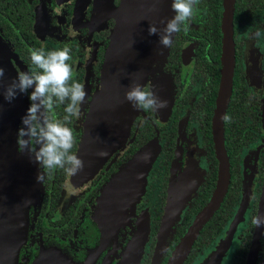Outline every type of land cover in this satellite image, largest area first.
I'll use <instances>...</instances> for the list:
<instances>
[{
	"label": "flooded vegetation",
	"instance_id": "obj_1",
	"mask_svg": "<svg viewBox=\"0 0 264 264\" xmlns=\"http://www.w3.org/2000/svg\"><path fill=\"white\" fill-rule=\"evenodd\" d=\"M118 1L103 0V7H98L97 0H0V42L7 50V67L16 75L32 67L30 51L34 48L41 45L46 51L64 46L71 48L69 63L74 79L84 84L87 93L80 106L81 118L73 119L68 125L76 139L72 149L74 154L114 26V19L109 16V5H116ZM222 2L220 0V11L216 16L213 0H199L187 31H183L182 26L181 32L174 34L172 46L166 49L164 59L152 63L142 86L154 92L161 89L159 96L168 98V107L162 109L161 116L139 109L128 127L125 140L108 154L83 189L72 195L62 209L56 206L68 177L61 169L46 173L44 183H40L38 201L27 208V228L23 244L17 251L16 264H30L41 250L47 248L59 250L72 262H82L100 236L92 220L99 192L132 154L154 137L159 145L157 154L145 175L143 192L131 215L124 220L131 228L119 225L93 261V264H102L106 260V264H116L118 252L133 232L136 216L140 210L146 209L149 212V233L138 264H149L170 181L178 197L186 196L193 189L189 199L191 203L209 180L216 177L211 123L222 76ZM249 14V11L241 13L239 18L244 19L238 23L236 12L232 10L233 54L229 96L233 79L235 86L233 102L228 97L223 112V116L227 114L230 119L227 122L222 120L223 148L228 155L230 176L235 182L232 186L235 191L229 193L233 198L232 212L219 234L209 244L206 241L200 243L194 256L184 264H198L214 244L230 232V243L218 264H245L248 241L254 228L257 229L255 236L259 254L254 264H259L264 251V228L251 223L253 217L264 214L261 193L264 178V39L255 42L247 39L250 31L264 29V19ZM217 26L220 31L219 48L215 38ZM70 30H75L78 35L70 37ZM254 62L257 71L250 70ZM24 95L29 107L28 94ZM63 107L58 105L53 115L62 119L65 115ZM229 107H232V114ZM22 126L20 118L17 131ZM16 149L18 151L17 142ZM186 162L189 166L195 163L197 168L182 173ZM189 203L180 211L177 223ZM241 204H244V209L238 221L233 223ZM157 264H161L160 259Z\"/></svg>",
	"mask_w": 264,
	"mask_h": 264
},
{
	"label": "water",
	"instance_id": "obj_2",
	"mask_svg": "<svg viewBox=\"0 0 264 264\" xmlns=\"http://www.w3.org/2000/svg\"><path fill=\"white\" fill-rule=\"evenodd\" d=\"M222 1V76L211 123L214 156L217 161L216 179L208 200L195 213L165 264H182L199 230L218 208L228 184V162L222 142L221 117L231 86L234 0ZM102 3L103 0H97L98 7H103ZM170 4L171 0H119L116 5L112 3L109 5V16L114 19V26L109 35L99 70L98 83L89 102L76 150V155L84 162L82 175L88 177L84 180L85 182L98 171L108 154L125 140L128 127L139 111L124 98L128 86L132 82H138L142 86L152 63L165 57L167 48H164L161 54L159 37L149 35L148 27L152 23H155L158 28L163 27L160 20L173 16ZM0 55V66L5 69V76L0 82V264H16L17 250L24 240L27 228V208L31 203L36 204L41 187L36 179L39 165L29 157L26 151L20 152L16 149L17 124L18 120L26 114L27 100L24 93H18L11 102L4 99V89L17 75L7 67V54L4 57L0 52ZM161 91V89L155 91L159 98ZM162 99L167 101L168 107V98ZM155 113L161 116L162 109ZM158 148L159 145L154 137L145 142L101 189L92 214V220L98 227L100 236L98 243L88 251L82 262H72L64 258L59 250L47 248L41 250L30 264H93L94 257L104 249L115 233V229L123 225L124 220L133 212L134 204L143 192L145 175ZM100 152L104 155H99ZM189 193L192 194V191ZM261 193L264 198V187ZM71 196L67 194L63 186L62 195L56 207L59 209L65 207V203ZM167 198L168 191L165 202ZM165 208L166 204L163 206L156 232V248L151 258V263L154 261L155 263L152 264L158 263L173 231L174 225L169 230V223L164 219ZM243 209L244 204H241L233 223L238 221ZM143 216L144 214L140 218L139 215L136 216L133 232L117 256L116 264H136L140 241L145 240V235L147 239L149 229L148 218L143 221ZM256 232L257 229L254 228L246 261L251 257L255 262L258 250ZM230 238L231 232L216 243L219 250L215 256V264L219 263L230 243ZM107 262L108 260L103 261L102 264ZM260 264H264V253Z\"/></svg>",
	"mask_w": 264,
	"mask_h": 264
},
{
	"label": "clouds",
	"instance_id": "obj_3",
	"mask_svg": "<svg viewBox=\"0 0 264 264\" xmlns=\"http://www.w3.org/2000/svg\"><path fill=\"white\" fill-rule=\"evenodd\" d=\"M199 0H171L174 15L160 20L162 28L155 23L149 24V35L159 37L161 54L164 48H170L176 33L187 31L188 22L194 19L197 9L194 7ZM59 14V9L57 10ZM68 35L75 37L78 33L70 30ZM250 41L264 39V29L256 28L247 34ZM71 48L64 46L45 50L41 45L30 51L32 67L28 71H20L3 91L4 99L11 102L18 93H27L30 100L26 114L21 117L22 127L17 131L18 151L27 152L40 167L37 181L44 183L46 173L52 170H63L66 177L77 175L84 167V162L72 149L76 142L73 130L68 125L73 119L82 116L81 104L85 102L84 84L74 79ZM5 76V69L0 66V82ZM29 89L31 91L29 92ZM125 100L134 108L144 111L158 112L167 107V101L160 99L154 91L132 82L124 94ZM63 105L65 115L62 119L53 115L55 108ZM228 121L227 115L221 117ZM104 155L103 152L98 153ZM64 188L69 196L77 194L70 180H66ZM251 223L255 227L264 228V214L253 217Z\"/></svg>",
	"mask_w": 264,
	"mask_h": 264
},
{
	"label": "trees",
	"instance_id": "obj_4",
	"mask_svg": "<svg viewBox=\"0 0 264 264\" xmlns=\"http://www.w3.org/2000/svg\"><path fill=\"white\" fill-rule=\"evenodd\" d=\"M213 2L215 4L216 16H217V15H219V11H220V0H213ZM234 11L236 12V19H237L238 23L244 19V18H239L240 14L245 13L246 11H249L250 16L255 15V17H257L258 19H260V18L264 19V0H234L233 12ZM237 12L239 14H237ZM237 21H234V23H236ZM219 37H220V31H218V26H217L216 27V35H215V38L217 41V48H219ZM234 86H235V84H234V79H233L232 93L229 96L230 102H233ZM228 111H231L230 113L232 114V107H229ZM210 155L212 156L211 150H210ZM226 156H227L228 172H229V160H228L227 153H226ZM215 161H216V159H215ZM211 179L209 180V183L207 184V186L206 187L204 186L198 192L196 199H194L191 203H189V205L186 208V210L182 216V219L179 221V223L176 222L177 224L176 223L174 224L171 236H170L169 240L167 241L165 249L163 251L164 253L162 252L160 255V257L161 256L162 257L159 258L161 261V264H163V262L165 261V258L167 257L170 249L172 247L174 248L175 244L178 242V240L182 236L181 234L184 233L185 226L192 220L195 213L208 200L210 193H211V190L213 188V185L215 183L216 177H215V179H214V177ZM234 183L235 182L232 181V177L230 176V172H229L227 188H226V191H225V193L221 199V202H220L218 208L213 212V214L206 221V223H204V225L202 226V228L198 232L195 240L193 241V243L189 249V252L187 253L186 257L183 260L184 262H182L183 264L188 262V260L194 256L195 252L197 251V247L201 246L200 243H202L203 241H206V244H209L211 242V240H213L219 234V232L223 229L226 221L229 218V215L232 212V208H233V198H231L229 193L231 191H235V189L232 188ZM247 239L248 238H246V241H247ZM23 241L21 242V244L19 246H21L23 244ZM206 244H203V245H206ZM248 244L250 246L249 241H248ZM249 246H248V249H249ZM248 249H247V252H248ZM247 252H246V255H247ZM263 253H264V251H263ZM258 256H259V254L257 253L256 258ZM262 256H263V254H262ZM260 261H261V259H260ZM259 264H260V262H259Z\"/></svg>",
	"mask_w": 264,
	"mask_h": 264
},
{
	"label": "rangeland",
	"instance_id": "obj_5",
	"mask_svg": "<svg viewBox=\"0 0 264 264\" xmlns=\"http://www.w3.org/2000/svg\"><path fill=\"white\" fill-rule=\"evenodd\" d=\"M0 48H1L0 49V52L3 53V56L4 57H6V51L7 50H6V48H4L3 42H0ZM2 50H4L5 53ZM255 63L256 62H254V67L253 68L250 67V70L253 71L255 69V71H257V66H256ZM194 168H197V166H196L195 163H194L193 166H189V164L186 162V164L182 168V171L181 172L182 173H185L186 171L191 172L192 169H194ZM82 173H84L83 170H81L80 172H78L77 175H75L73 177H70L68 179V180H70V182L72 183V185L75 187V189L77 190V192H79L80 190H82L83 187L88 182V180H87V182L84 181V180H86L88 178L87 175L84 177L82 175ZM182 173H180V174H182ZM263 187H264V178H263L262 188ZM191 190H192V194H193V189L191 188ZM189 194L190 193L188 192V194L186 196L178 197L177 190H176V188H174L173 182L170 181V184H169V187H168V198H167V200L165 202L166 208H165V217H164V219L166 220V222L169 223V225H168V229L169 230H171V228H172L171 226H173L176 223V221L178 220V216H179V213L182 210V208L188 204V199H190V197L188 198V196H190ZM261 208H263V207L261 206ZM142 214H144L143 219H142L143 221H146L147 218L149 220V212L146 209H144L143 211L142 210L139 211V213H138L139 218L142 216ZM123 227H129V228H131V226H129L127 223L123 224ZM148 233H149V229H148V232H147V237H148ZM146 240L147 239H146V235H145V240L143 242L140 241L139 250H138V253L136 255V257H137L136 264L139 263V260H140L141 256L143 255L142 253H143V251L145 249L144 248V245H145V241ZM156 242H157V238H155V240L153 242V246H152L153 252L155 251V248H156ZM121 250L118 252L119 254H120ZM218 250H219V248H218L217 244H214V246L211 248V250L209 252H207V254L199 262L201 264H215V256H216V253H217ZM151 258H152V256L150 257L149 264L155 263V261L151 263V261H152ZM245 264H254L253 259L251 257H249L247 259V261H246Z\"/></svg>",
	"mask_w": 264,
	"mask_h": 264
}]
</instances>
